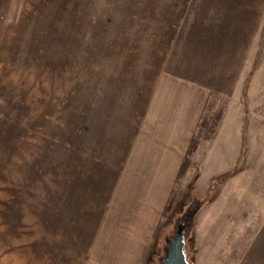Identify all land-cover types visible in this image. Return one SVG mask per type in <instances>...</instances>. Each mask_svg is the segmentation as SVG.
<instances>
[{"label": "rangeland", "instance_id": "374dc122", "mask_svg": "<svg viewBox=\"0 0 264 264\" xmlns=\"http://www.w3.org/2000/svg\"><path fill=\"white\" fill-rule=\"evenodd\" d=\"M262 100L264 0H0V264H129L141 226L128 218L178 113ZM178 163L161 246L138 264L160 263L195 206L188 258L221 242L194 224L222 223L200 210L224 177L200 191L189 149Z\"/></svg>", "mask_w": 264, "mask_h": 264}, {"label": "crops", "instance_id": "0c3cea01", "mask_svg": "<svg viewBox=\"0 0 264 264\" xmlns=\"http://www.w3.org/2000/svg\"><path fill=\"white\" fill-rule=\"evenodd\" d=\"M238 97L245 100V92H239ZM199 100V95L194 97L198 105ZM215 109L178 113L183 116V121L172 129L156 161L160 175L146 177L144 183L149 186L142 196L145 201H142L138 213L134 208L128 218V221L133 218L130 226L135 229L141 226L133 237L137 243L130 244L135 248L133 253L137 247L141 249L138 254L132 253L133 258L127 260L129 264L140 263L149 244L161 246L158 230L163 222V209L167 210L172 190L181 181L178 159L188 149L192 163L197 167V173L192 176L197 190L204 191L214 176L224 177L213 186L211 200L200 210L212 218L215 211L220 212L222 223L194 224L198 231L222 228L221 242L218 246H210V242L203 247L192 246L189 258L185 248L188 261L190 264H218L221 261L224 264H244L241 259L249 258L248 264H264V110ZM243 141L245 150L241 148ZM164 152L166 154H162ZM118 221H122L121 226L125 223L123 217ZM164 237L163 255L159 259L167 247L168 238Z\"/></svg>", "mask_w": 264, "mask_h": 264}, {"label": "water", "instance_id": "95a60500", "mask_svg": "<svg viewBox=\"0 0 264 264\" xmlns=\"http://www.w3.org/2000/svg\"><path fill=\"white\" fill-rule=\"evenodd\" d=\"M164 257L161 258L160 264H190L184 249L185 246V226L179 223L171 239H167Z\"/></svg>", "mask_w": 264, "mask_h": 264}, {"label": "trees", "instance_id": "16d2710c", "mask_svg": "<svg viewBox=\"0 0 264 264\" xmlns=\"http://www.w3.org/2000/svg\"><path fill=\"white\" fill-rule=\"evenodd\" d=\"M197 211V207L195 206L194 208H193V210H192V212H191V214H188L187 216H186V221H188V220H190L191 219V216H193V214H194V212H196ZM185 216V215H184Z\"/></svg>", "mask_w": 264, "mask_h": 264}, {"label": "flooded vegetation", "instance_id": "af4514ba", "mask_svg": "<svg viewBox=\"0 0 264 264\" xmlns=\"http://www.w3.org/2000/svg\"><path fill=\"white\" fill-rule=\"evenodd\" d=\"M183 221H184V223L186 222V219H182ZM184 226H185V224H184ZM160 264V263H159Z\"/></svg>", "mask_w": 264, "mask_h": 264}]
</instances>
